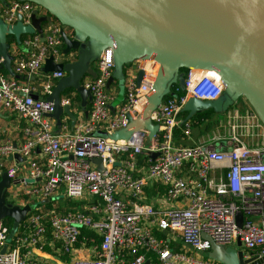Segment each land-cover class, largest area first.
<instances>
[{
  "label": "built area",
  "instance_id": "2783aa9c",
  "mask_svg": "<svg viewBox=\"0 0 264 264\" xmlns=\"http://www.w3.org/2000/svg\"><path fill=\"white\" fill-rule=\"evenodd\" d=\"M34 8L29 1L10 0L0 5V19L15 24L21 14L26 25ZM60 30L59 24L50 27L44 42L39 36L25 40L28 55L17 59L14 75L37 74L47 57L61 54ZM148 63L140 86L129 74L125 100L112 109L107 83L114 50L105 48L97 77L82 81L91 93L89 118L59 133L52 123L54 104L34 99L16 76L0 72V108L25 121L20 144L0 139V179L7 172L15 182L7 202L20 205L18 199L27 196L23 204L32 205L11 241L10 227L0 221V264H220L196 255L210 253L213 242L236 248L238 241L244 259L264 264V146L244 140L259 136L250 132L263 128L257 115L252 109L233 115L226 133L218 131L205 142L180 144L176 137L177 130L181 140L191 136L192 121L182 115L191 98L215 101L223 94L217 71L187 70L184 93L168 94L152 114L158 125L152 140L148 130L126 140L100 134L125 128L140 114L157 73ZM63 76H48L45 96ZM70 100L62 98V105ZM16 153L26 165L23 178L16 163L8 164ZM96 157L103 160L102 170L92 162ZM60 194L87 203L67 213L44 207Z\"/></svg>",
  "mask_w": 264,
  "mask_h": 264
},
{
  "label": "water",
  "instance_id": "95a60500",
  "mask_svg": "<svg viewBox=\"0 0 264 264\" xmlns=\"http://www.w3.org/2000/svg\"><path fill=\"white\" fill-rule=\"evenodd\" d=\"M19 1H29L35 8L31 22L26 25L21 14L15 24L0 19V55L6 70L13 73L7 37L13 35L21 44L22 35L38 34L44 42L42 26L45 23L50 27L60 25L64 44L62 55L79 52L74 62H57L54 56L45 59L43 70L46 73L66 72L47 97L55 106L52 117L59 120L66 113L72 126L75 125L71 104L62 105V98L69 89L75 90L84 102L91 97L82 81L91 64L99 59L105 48L110 47L114 50V71L107 87L118 81L123 93L126 80L123 67L134 61L151 62V68H157V74L140 114L125 128L113 133L101 131L103 137L126 140L140 130H148V139L152 140L158 131L152 114L164 98L172 94L173 85L184 88L185 72L182 70L185 69L215 70L224 85L223 94L215 101L191 98L183 108L188 112L187 120L209 109L216 113L226 112L243 98L264 127V0ZM0 2L6 4L5 0ZM40 11L45 15H40ZM65 28H70L74 37ZM145 74L144 68L138 69V86ZM32 96L39 98L34 93ZM224 144L221 143L222 150H225ZM157 155L154 153L153 157ZM14 157L24 162L18 153ZM92 162L99 170L103 169L102 158H93ZM12 183L15 182L5 172L0 179V221L6 218L13 221L9 241L32 209L30 204L21 206L7 202L6 193ZM243 217L244 214L239 212V226ZM241 247V241L237 242L236 248L213 242L209 257L221 264H258L252 263L254 258L244 259ZM6 249L3 247L1 252Z\"/></svg>",
  "mask_w": 264,
  "mask_h": 264
},
{
  "label": "crops",
  "instance_id": "0c3cea01",
  "mask_svg": "<svg viewBox=\"0 0 264 264\" xmlns=\"http://www.w3.org/2000/svg\"><path fill=\"white\" fill-rule=\"evenodd\" d=\"M40 15H45V12L40 11ZM42 27L44 29L45 37L47 38V36L49 35V31H50V25L45 23V24H43ZM65 30L69 35H71L72 31L70 28H65ZM36 36H39V35L36 34L34 37H36ZM71 36L74 37L73 34ZM25 40L22 41L21 44H18V43H11L10 44L9 53L12 57V64H11L12 65V71L14 69V65H15V62L17 61V59L21 56L28 55L27 53L29 51V48L24 43ZM40 40H41V38H40ZM85 43H87V42H85ZM63 49H64V47L61 48V50H63ZM78 53L79 52L72 51L68 55L59 54L58 56L55 57V59L57 62H64V63L65 62L66 63L67 62L68 63L74 62L77 60ZM138 63H139V65H138L139 69L141 67L144 69H148L147 65H150V63H148V62L139 61ZM44 64H45V61H44ZM43 68H44V66L42 67V69L37 74L30 75V76H28V75L16 76V75H14V71H13V73H11L8 70H6L7 72H1V73L5 76H8V77L9 76H14V77L16 76L17 79L20 81V83L24 87L33 91V93L35 95H37L39 98H46L47 99L48 96H45L43 93V88H44L43 85H44V83H46L48 76L53 74L54 72L46 73L43 70ZM131 73H133L137 76V72L131 71ZM97 75H98V69H97V61H96L94 64H91V66L89 67L88 73L86 74L84 79L94 78V77H97ZM64 76H66V72H64ZM60 79L61 78H57V79H54L52 81V83L54 84L53 87L57 84V82ZM75 92L76 91L74 90L73 93H75ZM108 92L111 95L110 106L112 109L116 108L117 106L121 105L124 102L125 97H126V88L124 86V91H123V93H121L119 82L117 84L116 81H113L108 86ZM63 98L70 100V98H68L66 96H64ZM91 102L92 101H91L90 96L87 97L86 101L84 102L80 95H79L78 100H75V103L71 102V111L74 113V115L76 117V123L75 124L86 121L89 118V114L91 111ZM248 109H250V108H247L246 110H248ZM233 111L234 112H233L232 116L241 112V110L237 109V108H235ZM59 120L55 117L52 118L53 127L57 133L63 132L66 130H72L73 126L71 124V118L66 113H63L60 116ZM192 124H193V121H192ZM205 124L206 123L195 124V125L193 124L191 136L188 139H182V140H181V136L177 137V139L179 141L178 143L192 145L194 143L205 142L210 136H213L216 132H218V131L222 132L221 129H218L217 131L213 132L212 135L211 134L205 135L206 132L204 133V131H206L208 129V128H206ZM198 126L201 127L199 133H198V131L196 132L194 130ZM24 127H25V121L18 114L10 112L4 108H0V139L1 140H12L13 142H15L17 144H20L23 140V129H24ZM255 131H259V129L255 130ZM222 133H226V130L223 131ZM263 133L264 132L260 131V134L264 138ZM38 154H39V152H38ZM15 163H16V165H18L20 167L19 177L20 178L25 177L27 174V169H26L25 163L21 162L19 160H16V161L9 160L8 161L9 165H15ZM148 192L151 193V189H149ZM62 196L63 195L60 194L59 195L60 198H55L54 200H48V202H46V200H45L44 201V207L49 208V209H55L59 213H67L68 211L73 210V209H81L87 203L86 201L69 200V199L63 198ZM69 201L79 202V205L78 206H72L69 204ZM24 202H27V201L25 199H22V202L19 201V204L21 206L26 205V204H23ZM49 202H52L51 203L52 207H48L46 205ZM27 204H29V203H27ZM60 208H64V210L61 211V210H59Z\"/></svg>",
  "mask_w": 264,
  "mask_h": 264
},
{
  "label": "trees",
  "instance_id": "16d2710c",
  "mask_svg": "<svg viewBox=\"0 0 264 264\" xmlns=\"http://www.w3.org/2000/svg\"><path fill=\"white\" fill-rule=\"evenodd\" d=\"M6 1V4L10 1V0H5ZM0 5H5V3L3 2H0ZM72 31V30H71ZM74 35V32L72 31L71 35ZM36 34H24L21 36V41H24L25 39L27 40L28 39H31L35 36ZM7 40L8 42L11 44V43H17L16 42V39L13 35H9L7 37ZM64 47V44L62 46V48ZM138 61H134L132 63H128V64H125L124 67H123V71H124V74H125V78L127 79V77L129 76V74L131 73V71H134V72H138ZM185 72V75H186V72L187 70H182ZM0 72H7L6 69L3 67V65L1 66L0 68ZM116 83L118 84V81H116ZM172 94H175L177 96L179 95H182L184 93V91L181 89V87L178 85V84H175L173 85L172 87ZM74 90L73 89H69L68 92L66 93V97L70 98L71 99V102L72 103H75V100H78L79 98V94L77 92L73 93ZM252 109V108H251ZM209 111H212V110H205V111H202V112H198L197 114H195L194 116H192L191 118V121H193V124H203V123H206L205 126L206 128H209V124L208 122L211 121L210 117H209ZM183 117L186 118L187 115H188V112H184L183 114ZM182 136V131L181 130H177L176 131V137H180ZM149 193V192H148ZM24 199L27 201L28 200V197L27 196H24ZM52 202H49L48 204H46L48 207H52ZM69 204L72 205V206H78L79 205V202H71L69 201ZM32 206V205H31ZM49 209V208H48ZM59 210L63 211L64 208H60ZM12 220L10 218H6L3 220V223H5L6 225H8L11 229L12 227Z\"/></svg>",
  "mask_w": 264,
  "mask_h": 264
},
{
  "label": "rangeland",
  "instance_id": "374dc122",
  "mask_svg": "<svg viewBox=\"0 0 264 264\" xmlns=\"http://www.w3.org/2000/svg\"><path fill=\"white\" fill-rule=\"evenodd\" d=\"M157 74V73H156ZM237 108L241 110V114H244L247 108L251 107L249 106V104L243 99H239V101H237L232 107L229 108V110L227 112H223V113H216L214 110L209 111V117L211 119L210 122H208L209 124V128L204 131L205 135H209V134H213V132L217 131L218 129H221L222 132L226 130V132L228 131L229 128H231L230 126L232 125V114H233V110ZM201 127H196L194 130L198 133L200 131ZM259 129V131H250L251 133L258 134L259 136H254V137H246L244 136V140L249 143V144H254V145H262L264 146V138L263 136L260 134V131L264 132V127L263 128H257ZM255 129V130H257ZM259 132V133H258ZM264 134V133H263ZM28 182H31L30 180H28ZM18 200H20L22 202V199L19 198ZM18 203V202H17ZM196 257H198L199 259H203V260H208L209 258V252H204V253H199L196 255ZM221 264V263H220Z\"/></svg>",
  "mask_w": 264,
  "mask_h": 264
},
{
  "label": "bare ground",
  "instance_id": "6f19581e",
  "mask_svg": "<svg viewBox=\"0 0 264 264\" xmlns=\"http://www.w3.org/2000/svg\"><path fill=\"white\" fill-rule=\"evenodd\" d=\"M148 66V65H147ZM218 77H219V79H221V75L218 73ZM222 80V79H221Z\"/></svg>",
  "mask_w": 264,
  "mask_h": 264
},
{
  "label": "flooded vegetation",
  "instance_id": "af4514ba",
  "mask_svg": "<svg viewBox=\"0 0 264 264\" xmlns=\"http://www.w3.org/2000/svg\"><path fill=\"white\" fill-rule=\"evenodd\" d=\"M227 112V111H226Z\"/></svg>",
  "mask_w": 264,
  "mask_h": 264
}]
</instances>
